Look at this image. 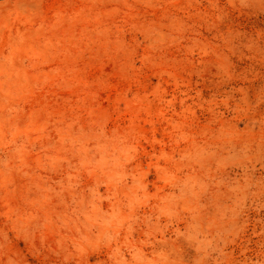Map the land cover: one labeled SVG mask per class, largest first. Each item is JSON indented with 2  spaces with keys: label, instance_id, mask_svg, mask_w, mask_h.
Returning <instances> with one entry per match:
<instances>
[{
  "label": "rangeland",
  "instance_id": "1",
  "mask_svg": "<svg viewBox=\"0 0 264 264\" xmlns=\"http://www.w3.org/2000/svg\"><path fill=\"white\" fill-rule=\"evenodd\" d=\"M0 264H264V0H0Z\"/></svg>",
  "mask_w": 264,
  "mask_h": 264
}]
</instances>
